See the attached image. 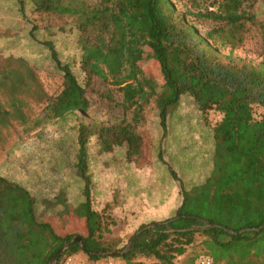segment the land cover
<instances>
[{
	"label": "trees",
	"instance_id": "16d2710c",
	"mask_svg": "<svg viewBox=\"0 0 264 264\" xmlns=\"http://www.w3.org/2000/svg\"><path fill=\"white\" fill-rule=\"evenodd\" d=\"M246 2L217 0L215 8L192 12L195 19L224 22L201 35L171 0H14L22 17L26 4L36 14L71 17L58 30L73 43L61 56L55 32L39 38L32 23L26 39L61 75L62 88L44 114L30 121L19 95L22 79L5 70L0 88L10 94L0 101V125L7 128L15 119L32 122L30 128L68 121L75 139L70 146L48 139L50 154L38 156L45 178L34 167L26 181L0 172V264H50L64 244L69 245L54 264L79 253L91 261L193 264L198 252L186 255L197 247L203 250L199 257L209 256L212 264H264V61L221 52L236 47L245 22L254 18L241 10ZM141 61H155L162 81L146 73ZM96 79L121 93L127 119L84 121ZM151 103L153 115L146 117ZM211 112L215 119L208 118ZM147 135L153 157L175 181L178 204L173 215L140 223L124 245L114 246L104 237L116 222L114 204L95 205L102 202L96 185L105 192L120 169L144 163ZM110 163L112 172L104 175ZM76 180L84 201L72 207L69 188ZM40 210L60 213L63 220H40ZM76 236L79 242L72 241Z\"/></svg>",
	"mask_w": 264,
	"mask_h": 264
},
{
	"label": "rangeland",
	"instance_id": "374dc122",
	"mask_svg": "<svg viewBox=\"0 0 264 264\" xmlns=\"http://www.w3.org/2000/svg\"><path fill=\"white\" fill-rule=\"evenodd\" d=\"M75 1L93 4L97 0ZM171 1L179 12L185 14L189 23L194 25L201 35L215 26L224 24L223 21L204 18L195 19L191 15L192 12L196 13L207 8H215L212 2H217V0ZM241 10L244 11V13L251 14L254 18L251 21L248 20L245 22V27L240 32L241 39L236 47L229 50L230 48L227 46V48L221 49V52L228 54L231 51L234 56L252 63H259L264 61V0H247ZM32 23L37 26L36 32L39 33V38H49L51 30L55 32L53 34V39H55L56 46L61 50V56L71 52V45L73 43V37L71 35L61 34L58 30L60 26H66L67 23H72L71 17L45 13L36 14L28 4H26V16L22 17L19 16L16 11L14 0H0V74L5 70H11L14 72L11 76H19V78L22 79L19 95H22L26 102L23 109L26 111L30 121L44 114L46 104L54 98L62 88L61 75L53 69L54 67L52 64L43 57V53L38 49V45H32L31 41L26 39V31L30 28ZM48 29L50 30L48 31ZM141 65L145 68L146 73L149 72L158 82L162 81L159 66L155 61H152V64L149 65L141 61ZM94 87L97 92L88 91L87 93L89 109L86 115H81L85 119L84 121L97 120L102 122H116L127 119L129 115L126 116L124 114L121 106L122 95L120 92L105 84L101 79H96ZM9 94L10 92L5 87L0 88V101L2 103L7 102ZM186 107L188 111H193L189 106ZM154 108L155 106L153 103L147 107L145 112L146 117L153 115L152 111ZM211 114L208 118L211 117L215 119L216 117L212 112ZM68 123V121H65L64 124H62V122H54L50 125H43V128L40 126L30 128L32 122L28 125H24L15 119L11 121V124H9L7 128L0 125V172H7L12 178L21 181L27 180L29 176L27 170L31 167H34L38 172L41 171V174L44 173L42 168L45 169V166L38 156L48 154L49 150H52V148H49L51 142H49L48 139L54 140L60 138L63 143L67 145H72L75 139V132L72 128H69ZM143 128L147 133V123L143 125ZM42 131V136L36 135ZM146 138L143 148L145 162L142 166L148 165L149 163L147 175L145 177V173L141 169L138 171H128L127 179L130 183H125V192L127 196H129L135 185L133 192L135 194L139 193L138 203L136 204L139 209H143L139 218H143L146 222H149L161 220L163 216L173 215L174 195L171 189L175 187V181L168 173L166 166L162 164V162L157 161V157H153L154 152L152 153L151 149L153 145L150 140H148V135ZM89 149L91 152L96 150L94 144L90 145ZM34 158L37 161H34L35 164L33 165L32 161ZM173 159L175 160V164L182 167V160L180 157H174ZM95 160L94 162L93 160L91 161L92 166L98 161ZM172 163L174 165V162ZM183 163L187 164L185 161H183ZM41 164L44 167H41ZM111 168L112 165L110 163L104 170V175H107L106 173H111ZM42 176L45 178V173ZM102 178L109 177L102 176ZM113 180L115 184L111 185L110 189L112 195L117 197L118 178L116 179L114 177ZM80 187V183L76 180V182H73L71 185V188H69L68 201L72 207H77L79 203L84 201V197L80 194ZM96 190L97 192H94L95 197H99L101 200L103 198V191L98 184L96 185ZM165 190L168 193H166L164 198ZM164 199L169 200L168 204L163 201ZM150 204H152V206ZM95 205L101 207L102 202L95 201ZM115 212H117V209ZM61 213L64 214V211ZM59 216L60 213L47 216L41 210L38 214L40 220L57 218L58 221L55 220L57 222L63 220V218ZM127 225L128 224L125 222H119L116 219L115 224L109 225V232H105L104 237L110 241L113 240L112 243L114 246L124 245L131 234L128 228H126ZM199 239L198 237V240ZM202 252L203 250H200L199 247L190 250L187 252L186 259L192 257V255L196 253L197 255L194 257V260H196ZM108 260H113L117 264L124 263L122 259L116 257L91 261L82 253H79L72 258L70 264H107ZM143 263L151 264V261H142L138 264Z\"/></svg>",
	"mask_w": 264,
	"mask_h": 264
},
{
	"label": "crops",
	"instance_id": "0c3cea01",
	"mask_svg": "<svg viewBox=\"0 0 264 264\" xmlns=\"http://www.w3.org/2000/svg\"><path fill=\"white\" fill-rule=\"evenodd\" d=\"M143 164V163H142ZM130 165L128 167H123L122 169L119 170L118 172V192H117V197H115L114 195H112V191L110 189L112 183L114 180H112L110 183L105 184L107 185L105 190V192H102L103 194H105V196H103L102 200V205L104 203L107 202H112L114 204V207L110 210L111 213L114 215L115 219H117L119 222H125L126 224H128L126 226V228H128L129 232H133L135 230V228L140 224V223H144L146 222V220H144L143 218H139L142 210L139 209L137 207L138 203V194H135L133 192L134 187L132 188L129 196H127L125 189H126V182L130 181L127 179L128 176V171H138L139 169L143 170L145 173V177L147 175L148 172V165ZM125 178V180H124ZM172 194L174 195V200H173V206H174V211L176 209V206L178 204V200H177V191L176 188L174 187L173 189H171ZM166 193H168L166 190L164 191V198ZM164 202H166L168 204L169 200H163ZM101 205V207H102ZM112 205V204H111ZM152 206V204H150ZM117 206V207H115ZM117 209V212H115V210ZM171 216V215H170ZM169 216H163L161 217L162 219L167 218Z\"/></svg>",
	"mask_w": 264,
	"mask_h": 264
},
{
	"label": "built area",
	"instance_id": "2783aa9c",
	"mask_svg": "<svg viewBox=\"0 0 264 264\" xmlns=\"http://www.w3.org/2000/svg\"><path fill=\"white\" fill-rule=\"evenodd\" d=\"M72 258H68L66 264H70ZM107 264H115L113 260H108ZM147 264V263H143ZM193 264H212V260L209 256H200L198 257Z\"/></svg>",
	"mask_w": 264,
	"mask_h": 264
},
{
	"label": "water",
	"instance_id": "95a60500",
	"mask_svg": "<svg viewBox=\"0 0 264 264\" xmlns=\"http://www.w3.org/2000/svg\"><path fill=\"white\" fill-rule=\"evenodd\" d=\"M79 237L78 236H76V237H74L73 239H72V241H78L79 242ZM68 245L69 244H64L61 248H59L57 251H56V253L54 254V256H53V258H52V260H51V262H50V264H54L55 263V261H56V259H57V257H58V255L59 254H61L67 247H68Z\"/></svg>",
	"mask_w": 264,
	"mask_h": 264
}]
</instances>
